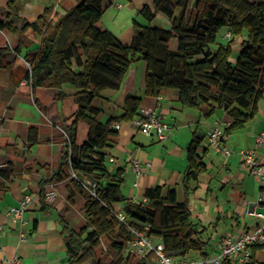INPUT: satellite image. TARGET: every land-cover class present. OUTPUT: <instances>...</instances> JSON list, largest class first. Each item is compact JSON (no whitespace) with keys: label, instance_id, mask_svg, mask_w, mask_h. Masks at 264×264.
I'll list each match as a JSON object with an SVG mask.
<instances>
[{"label":"trees","instance_id":"trees-1","mask_svg":"<svg viewBox=\"0 0 264 264\" xmlns=\"http://www.w3.org/2000/svg\"><path fill=\"white\" fill-rule=\"evenodd\" d=\"M15 1L9 0L11 12L0 16V30L18 33L22 43L26 42L22 36L28 29L41 36L43 46L30 61L31 70L26 76L33 89H55L57 100L65 97L61 90L64 83L78 89V108L73 118L64 121L67 138L63 159L69 160L71 167L66 175L68 200L74 203L76 196L84 199L86 223L78 231L65 225L69 264H129L124 255L127 229L114 214L116 204L122 205L120 210L127 223L149 224L151 234L162 239L170 255L199 252L208 257L205 228L193 220L188 197L178 202L174 190L163 196L157 186L146 191L147 202H134L121 191L123 179L118 173L112 175L105 164L103 150L117 132L113 124L136 117L142 98L127 97L123 115L106 123L97 120L100 110L92 101L107 88L118 89L130 66L144 60L145 95L158 97L164 89L172 88L183 106L200 109L206 105L211 113L216 108L224 109L232 118L225 128L227 134L244 128L256 117L264 98V0H153V8L146 5L140 11L147 24L135 20V33L129 45L102 28L104 0H75L63 14L47 8L37 21L27 22L21 28L12 19L21 10ZM157 13L170 20L169 29L151 24ZM223 27L232 37L227 44L219 41ZM236 41L239 50L235 54ZM6 51L0 50V56ZM74 65L82 70L75 71ZM79 122L89 126L88 138L81 145L76 143ZM38 141V129L32 127L29 144ZM201 142L202 137L194 132L188 146L185 184L206 169L198 153ZM14 173L15 168L9 164L0 168V176L6 180ZM86 179L97 183V197L83 186ZM52 180L51 177L41 183L42 198L45 186ZM101 236L106 237L108 248L116 256L109 263L103 262L97 253ZM263 247H255L251 260L245 264H264L256 259V252ZM139 264L148 263L143 260Z\"/></svg>","mask_w":264,"mask_h":264},{"label":"crops","instance_id":"crops-1","mask_svg":"<svg viewBox=\"0 0 264 264\" xmlns=\"http://www.w3.org/2000/svg\"><path fill=\"white\" fill-rule=\"evenodd\" d=\"M15 3L21 5V10L12 19L21 28L27 22L37 21L47 8L63 14L75 0H16ZM104 3L101 26L125 45L132 42L135 20L147 24L141 9L146 5L153 8V0H104ZM6 11L11 12L9 0H0V16ZM161 19L171 26L161 13H157L151 24L162 27ZM22 37L26 42L22 43L18 33L0 30V50H7L0 56V168L7 164L15 168L9 180L0 176V222L4 224L0 234V264H10L15 256L20 264H69L65 225L78 231L86 223L82 211L84 199L76 196L74 203L68 200L66 175L71 167L69 160L63 159L64 121L73 118L78 108L75 100L78 89L64 83L61 90L65 97L59 100L55 98V89L45 86L33 89L27 83V62L37 57L43 44L41 36L32 29ZM238 50H234L235 54ZM73 69L82 70L77 65ZM146 71L144 60L134 62L118 89L107 88L101 97L94 98L92 104L100 110L97 120L106 123L121 117L127 97L136 96L142 98L139 110L152 107L163 116L171 126L169 134L161 140L154 133L141 132L131 121L115 122L121 126L117 130L113 124L117 132L103 150L105 164L112 175L118 173L123 179L121 191L134 202H145L146 191L157 186L161 187L163 196L174 190L178 202L188 197L193 220L205 228L204 239L209 241L210 254L221 236L252 227L258 222L253 212L263 210L261 185L242 165L240 151L255 146V136L264 130V110L259 104L261 116L229 134L226 144L232 154L225 158L209 147L208 132L217 123L228 127L231 116L222 108L211 113L206 105L200 109L183 106L172 88L164 89L158 97L145 95ZM32 127L39 132V141L34 145L29 144ZM194 132L202 137L198 153L206 169L185 184L188 146ZM88 133L87 123L79 122L76 143L83 144ZM259 154L264 161V150H259ZM134 159L143 166L140 174L133 170ZM51 177L53 180L45 186V191L56 189L53 202L42 198L40 193L41 183ZM26 193L33 195V201L23 219L13 222L5 213L9 207L18 205ZM121 208V204L115 205V209ZM21 234L25 235L24 240ZM263 252L264 247L256 252L257 261L264 262ZM191 255L201 256L199 252Z\"/></svg>","mask_w":264,"mask_h":264},{"label":"built area","instance_id":"built-area-1","mask_svg":"<svg viewBox=\"0 0 264 264\" xmlns=\"http://www.w3.org/2000/svg\"><path fill=\"white\" fill-rule=\"evenodd\" d=\"M227 38L231 37V33L226 32ZM29 71L31 63L27 62ZM31 84V79L27 81ZM137 129L145 134H156L159 139L164 140L170 131L171 126L164 121L161 114L157 113L152 107H146L139 110V114L130 120ZM120 123H115L114 127L120 129ZM65 138L67 135L65 133ZM229 134L226 133L225 127L221 123L214 125L208 132L209 147L219 152L225 158L232 154V149L226 144ZM70 150V147L68 148ZM259 150H264V130L255 136V146L240 151L242 165L254 175L261 185L260 203L263 210L253 214L258 222L252 227L241 230L239 233H230L221 236L218 244L208 257L193 255H170L161 238L151 234V226L149 224L127 223L126 215L120 209H115L114 214L120 221L125 224L127 233L124 239V255L128 259L129 264H139L146 260L148 264H222L224 261H230L233 264H245L251 260L253 248L264 246V161L261 159ZM113 160V158H111ZM133 170L137 173L143 172V166L137 159L133 160ZM73 175L75 173L73 172ZM82 184L87 190L97 197V183L91 180H83ZM57 197L55 188L45 193V198L53 202ZM33 201V195L26 193L16 206H11L6 211V216L13 222L23 219L25 210ZM148 200L146 199L145 202ZM4 230V224L0 222V234ZM25 239V235L21 234V240ZM10 264H20V259L15 256L10 260Z\"/></svg>","mask_w":264,"mask_h":264},{"label":"rangeland","instance_id":"rangeland-1","mask_svg":"<svg viewBox=\"0 0 264 264\" xmlns=\"http://www.w3.org/2000/svg\"><path fill=\"white\" fill-rule=\"evenodd\" d=\"M252 1H254V0H252ZM165 20L166 19H161V21H162L161 25L163 28L169 29L171 26L169 24H165L164 23ZM226 32H228L226 27L221 28L219 31V41L223 44H227L229 42V40L232 39V37L227 38L225 36ZM233 47H234V50L239 49L238 41H236L234 43ZM259 104L261 105L260 107L264 110V98L261 100V102ZM259 116H261V115H259V112H258V114L256 115L257 119ZM97 253L103 262L109 263L112 260H114V258H116L115 254L108 248V241H107L106 237H104V236L100 237V244H99V247L97 248Z\"/></svg>","mask_w":264,"mask_h":264}]
</instances>
